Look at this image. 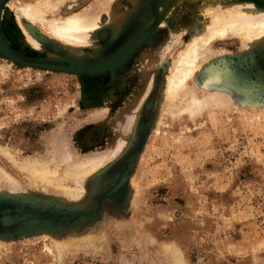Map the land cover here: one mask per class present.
<instances>
[{
    "label": "rangeland",
    "instance_id": "1",
    "mask_svg": "<svg viewBox=\"0 0 264 264\" xmlns=\"http://www.w3.org/2000/svg\"><path fill=\"white\" fill-rule=\"evenodd\" d=\"M45 1L54 5L38 8L46 21L24 19L19 7ZM45 1L0 0L2 31L26 60L94 66L146 25L152 30L127 59L92 75L20 66L0 54V264H170L144 249L148 236L172 245L186 264H264V45L245 50L233 36L214 42L212 64L237 77L208 84L201 97L218 87L225 94L194 112L163 113L157 126L167 55L187 43L191 21L199 29L208 20L201 1L139 0L133 14L134 0H111V9L102 0ZM237 1L223 0L228 9ZM241 1L264 11V0ZM69 4L70 12L107 19V36L97 29L96 45L76 55L46 26ZM14 13L41 49L25 39ZM153 57L160 64L146 65ZM151 71L159 80L148 91L153 106L143 109L138 88ZM181 95L184 105L190 95ZM7 153L76 175L56 185L33 180ZM78 238L86 240L73 246Z\"/></svg>",
    "mask_w": 264,
    "mask_h": 264
},
{
    "label": "bare ground",
    "instance_id": "2",
    "mask_svg": "<svg viewBox=\"0 0 264 264\" xmlns=\"http://www.w3.org/2000/svg\"><path fill=\"white\" fill-rule=\"evenodd\" d=\"M110 1L111 0H102L100 3L103 4L104 7L109 8L110 5L108 4L110 3ZM182 1L183 0H174L173 5L175 7H179ZM200 1L202 5L200 4L201 6H198V9H200L202 13L207 12V15L209 16L208 20L205 19L201 25V28L199 29L195 26L196 23H193V21L190 20L191 22L189 23V26L188 25L187 26L189 29H193V31L190 35L189 40L181 50L170 51L169 55H167L168 57L166 58V60L169 61V63H171V66L167 78L164 82L165 86L163 88L162 101L159 104L160 106L158 108L159 119L157 120L158 121L157 126L162 124L160 118L162 117L163 113H168L169 115H172L173 113L190 111L192 110L190 108L195 107V109L193 108L192 110L194 112L196 111V107H198L196 105L205 103L206 101L212 99L215 95H222L223 91L222 90L220 91V88L218 87V89L217 88L212 89V91H214L215 93L214 94L211 93L210 94L211 96H208L207 98L205 96L201 97L199 93L203 91L202 90L203 88L207 89L206 86L208 84L210 83L213 84L214 81L216 84L225 85V83H227L229 79L233 81L232 78L235 79L237 77L236 74L231 75L221 70V67L217 66L218 64L216 65L217 67L212 64V57L211 54H209V52L214 42L222 41L225 40L226 38L233 36V37H238L240 39L241 47L245 50L251 47H256L260 42L261 45H264V11L262 9L258 10L259 8L256 9L253 3L242 2L241 0H238L235 3H230L232 4L231 9L227 8L228 6L227 4L229 3H225L223 2V0H220L221 2L220 4L218 3L213 4L215 6L214 9H210L209 7H207L208 3L210 4V2L211 3L218 2V0H200ZM138 2L139 0H134L135 6L131 12L132 14L137 11L139 4ZM188 2L197 3L198 0H189ZM30 6L25 5L24 7H19L20 12L24 16V19L30 23H33L35 20H41L42 22L46 21L45 18L41 15V13H39L40 6L52 10L54 8L53 7L54 5H52L51 7L49 6L48 1L34 5L33 9H31ZM74 6H75L74 4H69L67 6V13H65L66 15H64L63 17L53 16L47 22L46 26H48L47 32L49 33L48 36L50 38L56 40L59 43H62L63 45L68 47L70 52L76 55L80 53L79 51L80 47H87V46L94 47L96 45L93 34L97 29L100 30L99 36L101 38H105L108 32L104 30V28H102L104 23H106L107 21L105 17L103 18V16H105L104 14L98 13L94 15L93 13L90 14L87 13L86 11H85L86 13L84 14V12L82 13L75 12L74 10L70 12V10H72ZM1 11L2 8L0 6V54L11 59H14V55L18 56L20 59H24L11 48V41H10L11 39H9L2 31ZM116 15L118 16V14H115L113 15L112 18H114V16ZM121 16L123 17L122 14ZM16 18L18 19V24L20 26L22 34L24 35V37H26L25 39H27V41L33 45V48H36L38 50L41 49L40 43L30 34L28 27L23 24L22 20L18 16ZM112 18L111 20H113ZM123 18H125V15ZM150 30H152V28L150 29V27L146 25L145 28H143L142 30V34L135 36V38H133L132 41H130L131 43H129L126 46V49L123 50L121 49V51L119 52V54H117L116 57L112 56L107 61L101 63L98 62L100 63L98 65L82 66L78 62L79 60H75L70 63H61V62H45V63L49 65L52 64L58 65L57 67H61L62 69H70L75 72L88 71L90 73H94V72L99 73L105 70V68L112 69L114 66L119 65L120 62L127 59L130 56V54L142 44V41L144 42L145 38H148V36L150 35L149 33H151ZM180 34L181 33H177V36H179ZM168 47L169 45L166 46L167 50ZM219 54H222V52L218 53L217 55L219 56ZM161 58H164V56L163 57L160 56V59ZM151 59L150 61L147 60L145 64L148 65L147 63L152 61L153 64L151 62V65H153L154 67L159 65L160 62L162 61V60L160 61V59L157 60L156 57H153ZM160 76L161 75L158 74V78H160ZM156 77L157 76H155L154 71H151L149 76L145 77L146 79L144 78L146 80L145 83H143L144 80H142L143 82L140 81L141 83H143V84L140 83L143 86L141 87L140 84L138 85L139 87H141L138 89L139 91L141 90L142 93L141 95H139L140 99L138 98L139 102L136 105L137 107L142 106L143 109H148L149 107L153 106L154 100L153 97L148 95V91L151 89V87L155 82H158L159 79H157ZM200 81L201 83L198 84V82ZM194 87H195L194 89L195 91L189 93L191 92L189 90H192V88ZM181 94L190 95V98H188L189 101L187 102L185 101L184 105L182 103L180 105V102L182 100ZM7 155L9 161L14 166L18 167L21 171L27 173V175L33 180L36 179L46 180L47 182H53L56 185L59 183L61 179L68 178V176L71 175L75 177L76 175V173L66 174L64 173V171L59 172L58 170L49 172L47 171L48 168L46 166H38L36 164H32V162L30 161L18 159L14 157L13 154L11 153H7ZM93 166L94 165L91 164V167ZM10 180L12 179L10 178ZM133 201L135 202V198L133 199ZM83 240L86 239L78 238V240H75L71 244L73 246H79ZM148 240H149L148 245L145 244L144 249L147 250L149 248L147 251H149L152 256H157V255L159 256L160 254H162V255H166L170 264H186L183 259L184 257H182L183 255L181 256L178 253L179 251L177 252L172 247V245L159 244L151 236H148ZM55 244L57 245L58 248L62 246H66V247L68 246L67 243L61 241H56Z\"/></svg>",
    "mask_w": 264,
    "mask_h": 264
},
{
    "label": "water",
    "instance_id": "3",
    "mask_svg": "<svg viewBox=\"0 0 264 264\" xmlns=\"http://www.w3.org/2000/svg\"><path fill=\"white\" fill-rule=\"evenodd\" d=\"M7 56H9V55H7ZM11 60H13L16 64H18L20 66H34V67H38V68H47V69H52V70H61V71L64 70V71H69V72H75V71H72L70 69H62L61 67H57L58 65L46 64L45 62H47V61L43 62L42 60H40L39 62L38 61H30V60H26V59L24 60V59H20L18 56H15V55H14V59H11ZM75 73L88 74V75L97 74V72L90 73L88 71H81V72H75Z\"/></svg>",
    "mask_w": 264,
    "mask_h": 264
}]
</instances>
